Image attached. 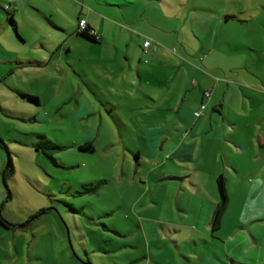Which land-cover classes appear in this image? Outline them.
<instances>
[{"label":"crops","instance_id":"0c3cea01","mask_svg":"<svg viewBox=\"0 0 264 264\" xmlns=\"http://www.w3.org/2000/svg\"><path fill=\"white\" fill-rule=\"evenodd\" d=\"M6 4L23 42L24 35L53 29L77 32L81 19L100 36L94 44L103 55L96 60L98 82L104 83L109 100L106 107L123 116L117 120L122 121L118 127H122L124 157H129L127 147H131L124 143L125 132H130L136 148L132 154L140 166L147 165L140 190L152 192V206L158 215L152 221L153 230L169 255L165 263L264 264V79H241L231 66V77L224 76L222 81L198 68L210 65L213 50L205 54V46L193 48L184 33L183 19L194 24L199 13L205 19V2L202 12L196 4L190 5V0H0L1 8ZM127 26L150 30L157 45L151 44L146 53V40L136 37ZM8 28L4 24L0 28V47L15 61V50L1 38V30ZM130 40H143L134 57ZM159 43L174 48L177 54ZM106 44L109 48L103 52ZM162 56L172 61H164ZM99 83L95 85L103 89ZM207 90L210 98L205 97ZM203 103L207 109L197 119L194 114ZM96 142L91 134L78 148L86 152L80 147L92 144L90 153H94ZM111 146L108 143L105 148ZM221 175L228 179L230 202L221 228L213 233L211 219L219 203L217 179ZM99 181L102 179L82 182L79 189ZM18 221L14 225L23 220ZM141 226L145 228L144 221ZM17 227L0 225V256L2 245L9 244L5 230L14 232L16 251L17 238L26 236L19 234H26L29 226ZM25 238L32 243L28 235Z\"/></svg>","mask_w":264,"mask_h":264},{"label":"rangeland","instance_id":"374dc122","mask_svg":"<svg viewBox=\"0 0 264 264\" xmlns=\"http://www.w3.org/2000/svg\"><path fill=\"white\" fill-rule=\"evenodd\" d=\"M203 1L205 19L202 13L194 24L183 19L193 48L205 46V54L213 50L210 65L198 68L222 81L231 77V66L241 79H264V0H190V5L196 4L202 12ZM8 14L0 7V28L9 25ZM227 16L232 20L226 21ZM127 27L136 37L157 45L150 30ZM13 29L9 25L1 30L5 44L15 50L13 61L0 47V139L7 145V149L0 145L2 213L13 225L22 219L20 225L31 219L28 216L34 210H52L38 218L35 229L32 225L24 230L26 234H19L28 235L32 243L25 242L26 236L18 237L17 251L14 232L5 230L9 244L2 245L1 264H167L169 255L154 235L152 221L158 215L152 192L140 190L147 165L140 166L132 154L136 148L130 132H125L124 143L131 147H127L129 157H124L122 127H118L122 121L117 120L123 116L106 107L104 83L98 82L96 60L103 55L95 43L76 32L53 29L24 35L23 42ZM142 42L130 40L131 57L143 47ZM159 44L177 54L174 48ZM108 48L106 44L103 52ZM39 134L67 149L59 152L47 147ZM91 134L97 139V151L80 152L78 145ZM108 143L112 146L105 148ZM101 179L108 184L98 194H76L82 182Z\"/></svg>","mask_w":264,"mask_h":264},{"label":"trees","instance_id":"16d2710c","mask_svg":"<svg viewBox=\"0 0 264 264\" xmlns=\"http://www.w3.org/2000/svg\"><path fill=\"white\" fill-rule=\"evenodd\" d=\"M6 5H8V4H6ZM10 8L6 9L4 7V9L6 11L10 10ZM8 15H9V17H8L7 21L9 23V25L10 26L12 25V27L14 28L13 30H15V32L17 33V36L20 38L19 33H18L17 23H16V21L14 19V14L13 13H9ZM82 21H85V26L84 27L80 26V23ZM76 34H77V36H80L81 38H83V39H85L87 41H90V42H94L95 43V42H99V40H100V36L97 35V33H95L94 29H92V28H90L88 26V23H87L86 19L79 20V25H78V29H77ZM146 42L150 43V45L147 48H145V43ZM145 43H144V49H145V52L148 53L147 50L151 46L152 41L150 39H146ZM218 80H220V79H218ZM225 81L228 82V80H225ZM209 92L211 93L210 90H207L205 92V97H207V98L211 97V95L210 96L206 95ZM31 99L34 102H36V103L39 102V98H37V97L31 98ZM203 106H205L204 110H202ZM206 109H207V105L203 103L202 106L200 107V109L195 112V114L197 112H202L201 116L200 117H196L195 116V117L197 119L201 118L202 115L204 114V112L206 111ZM38 137H39V139H42V142H43L44 145H46L47 147H49L51 149L57 150L59 152L60 151H64L65 149H67L65 146H60V145L54 144L50 139H48L43 134H39ZM0 145H2V147L7 149V145L1 139H0ZM80 149L82 151H86V152H93L94 151V147L92 146V144H86V145L80 147ZM8 165H9V167H8L6 173L9 172V168L12 165L11 160H10V163ZM106 182H107L106 180H102V181L95 182V183L84 184L82 186L81 190L76 192V194H78L79 196L96 195L103 188V186L106 184ZM217 188H218V194H219V203L217 204L216 209H215V211L213 213V216H212V219H211V226H212L213 233L217 232L221 228L224 216H225V214H226V212L228 211V208H229L230 196H229V192H228V179L225 176L221 175V176L218 177V179H217ZM2 210H3V203H0V225L2 227L6 228V229H17L18 228L17 225H13V224H11L10 222H8V221H6L4 219ZM50 210H52V209L44 208L41 211H39L38 213H36L34 216H31L30 217L31 219L29 220V225L28 226L30 227V226L36 224L38 218L40 216H42L43 214H46ZM73 210L76 213L78 212L76 209H73ZM233 264H235V263H233ZM237 264H240V263H237Z\"/></svg>","mask_w":264,"mask_h":264},{"label":"built area","instance_id":"2783aa9c","mask_svg":"<svg viewBox=\"0 0 264 264\" xmlns=\"http://www.w3.org/2000/svg\"><path fill=\"white\" fill-rule=\"evenodd\" d=\"M4 7H5L6 9H9V8H10V5H5ZM80 26H81V27H84V26H85V21H82V22L80 23ZM149 45H150V43H149V42H146V43H145V48H147ZM206 95H207V96H210L211 93L209 92V93H207ZM204 109H205V106L202 107V110H204ZM201 114H202V112H197V113L195 114V116H196V117H200Z\"/></svg>","mask_w":264,"mask_h":264},{"label":"water","instance_id":"95a60500","mask_svg":"<svg viewBox=\"0 0 264 264\" xmlns=\"http://www.w3.org/2000/svg\"><path fill=\"white\" fill-rule=\"evenodd\" d=\"M8 167H9V165H8ZM8 167L6 168V171H7ZM6 171H5L4 174H3V178H5ZM28 225H29V221L26 222V223H24V224L17 225V226L23 228V227H26V226H28Z\"/></svg>","mask_w":264,"mask_h":264}]
</instances>
